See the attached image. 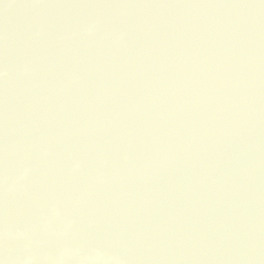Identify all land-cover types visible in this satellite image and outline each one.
Listing matches in <instances>:
<instances>
[{"label": "water", "instance_id": "water-1", "mask_svg": "<svg viewBox=\"0 0 264 264\" xmlns=\"http://www.w3.org/2000/svg\"><path fill=\"white\" fill-rule=\"evenodd\" d=\"M0 264H264V0H0Z\"/></svg>", "mask_w": 264, "mask_h": 264}]
</instances>
